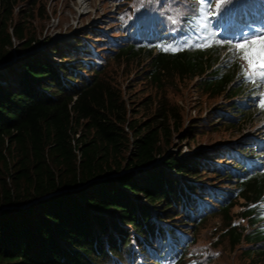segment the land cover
<instances>
[{
    "label": "trees",
    "instance_id": "1",
    "mask_svg": "<svg viewBox=\"0 0 264 264\" xmlns=\"http://www.w3.org/2000/svg\"><path fill=\"white\" fill-rule=\"evenodd\" d=\"M27 2L34 7L0 0V64L20 52L26 62L7 67L14 77L0 83V264H204L192 247L219 216L230 248L244 244L249 264H264V174L246 176L239 160L223 173L210 152L168 153L175 139L195 141L204 125L184 131L185 110L166 94L135 109L107 66L88 78L77 72L81 62L67 64L77 57L53 66L34 52L41 39L31 34L32 12L17 8ZM174 46L164 42L155 55L121 47L111 64L129 68L155 56L149 83L198 80L203 95L236 97L234 76L211 71L212 54H173ZM209 171L226 182H202ZM239 199L244 209L235 215Z\"/></svg>",
    "mask_w": 264,
    "mask_h": 264
},
{
    "label": "rangeland",
    "instance_id": "2",
    "mask_svg": "<svg viewBox=\"0 0 264 264\" xmlns=\"http://www.w3.org/2000/svg\"><path fill=\"white\" fill-rule=\"evenodd\" d=\"M34 1V7H29L28 2L22 3L17 7L18 9H28L32 12L28 17L32 28L31 34H36L35 37L41 39V44L39 43L36 50L32 49L29 52L34 51L39 55L43 50L47 55L52 54L55 57V61L61 60L57 58V56L61 55L59 50L61 51L60 53H64L63 49L65 46L70 48L69 45L72 44L74 39L81 38V34L88 32L90 35L88 34L87 40H89H86L87 43L92 42L94 45L96 43L100 54H111V46H118L123 40L132 38L128 19L136 15H138V18L146 17L150 25H159V28H162L164 33L170 31L172 34L179 36V31L180 35H184V38H181L182 43L186 44L187 40L192 41L189 47V51L192 53L202 49L213 50L212 53H215L213 58H217V60L213 61V70L217 71L220 69L224 73L228 74L231 72L235 74L232 87H234L233 90L239 92V95L234 99H226L225 96L203 95L201 90H197L198 80H187L185 83H180L176 79L173 86L166 85L163 88L157 87L155 83H149L146 78L151 70V62L155 56L151 58L147 54L145 55L147 58L137 61L135 64L132 63L129 68H124L125 64L116 67L111 64L112 61L109 62L107 68L110 69V72L118 71L117 80L121 86H127V89L130 90H128V96H131L129 97L133 102L131 105H134L135 109H137L136 104L139 102L150 99L152 104H155L156 101H160L161 96L166 94L170 101L180 105L185 110L184 121L186 130L184 131H188L191 126L204 125V129H200V133L196 134L197 138L195 141H193V136H188V140L181 144L178 142L179 138L175 139L174 142L178 146L170 148L168 153L177 154V156L182 158L189 157L196 152H210L219 158L222 150L227 149L235 151L238 157L243 158L244 156L245 158L243 159L247 162L249 158L252 159V155L248 153H258L257 168L260 172L264 170V150H258L262 144L252 143L253 140L248 144L252 135L257 132L264 134V76L247 71L250 65L244 59L245 53H242L237 48L238 43L251 41L258 37L264 39V28L257 33L255 38H250L249 33L246 32L244 41L239 42H237L238 40L229 39L230 33L225 36L221 34L225 32V29L218 31L217 34L215 33V28L224 16L230 21L236 13H240V10H245L250 6L262 5L259 0H224L222 5L218 3V0L215 3H210L212 7L206 15L207 24L205 31L195 35L196 38L186 33L185 20L190 14L195 13V9L198 8L192 0H117L113 3L110 0H88V7L85 13L77 9L75 0ZM255 1L256 3L254 4ZM115 6L120 10L119 16L117 15L118 11L114 9ZM133 8L134 10L136 9L135 12H131ZM20 14L16 17L17 21L21 18ZM238 30L242 32L244 29L238 26ZM125 43L123 44L128 45L127 42ZM42 46H44L43 49H39ZM57 47L59 50L57 49L58 51L54 52L53 55L52 50ZM185 48L184 50H186ZM21 55L22 52L17 58L12 57L6 66L2 65L0 73L5 72L6 67H23L26 62L24 63L20 59ZM5 74L7 76L10 73L7 71ZM240 102L242 105H240ZM236 103L240 105L237 109L240 112L232 116L229 112ZM149 109L150 112L155 110L154 107L153 110ZM142 111L144 114L149 110L144 108ZM242 146H247V148L245 147L246 149L244 148L247 151L241 150L242 153L239 154L237 152L238 148ZM213 164L222 169L225 167L230 168L233 162L224 157L219 162L214 161ZM212 174L209 171L202 182H212L211 185L226 182V180L218 181L216 180L217 178H212ZM235 181L236 179H233V182L228 184L229 187L234 186ZM244 203L243 200L239 199L236 206L232 209V213L235 215L239 214L244 209ZM236 223L237 225L240 223L237 218L235 220ZM245 225H247V222ZM224 226L225 218L219 216L210 219L199 229L197 233L198 243L192 248L205 261L204 264L251 263V259L244 255V249L246 248L244 244L235 250L230 248L229 237L224 234ZM187 233L191 235V232L188 231Z\"/></svg>",
    "mask_w": 264,
    "mask_h": 264
},
{
    "label": "snow or ice",
    "instance_id": "3",
    "mask_svg": "<svg viewBox=\"0 0 264 264\" xmlns=\"http://www.w3.org/2000/svg\"><path fill=\"white\" fill-rule=\"evenodd\" d=\"M203 2V0H201ZM219 4H223L224 0H218ZM237 48L245 53L244 59L250 65L248 72L259 73L264 76V39L256 38L251 41H244L237 44ZM252 79V77H250Z\"/></svg>",
    "mask_w": 264,
    "mask_h": 264
},
{
    "label": "bare ground",
    "instance_id": "4",
    "mask_svg": "<svg viewBox=\"0 0 264 264\" xmlns=\"http://www.w3.org/2000/svg\"><path fill=\"white\" fill-rule=\"evenodd\" d=\"M77 9L85 13L87 11L88 0H75Z\"/></svg>",
    "mask_w": 264,
    "mask_h": 264
},
{
    "label": "water",
    "instance_id": "5",
    "mask_svg": "<svg viewBox=\"0 0 264 264\" xmlns=\"http://www.w3.org/2000/svg\"><path fill=\"white\" fill-rule=\"evenodd\" d=\"M3 66H6V65H3ZM0 67H2V65Z\"/></svg>",
    "mask_w": 264,
    "mask_h": 264
}]
</instances>
